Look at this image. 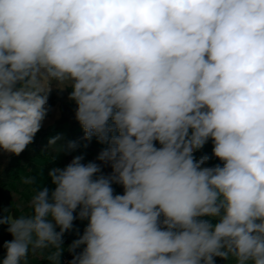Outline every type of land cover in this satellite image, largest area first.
<instances>
[{"label": "clouds", "instance_id": "9594fccd", "mask_svg": "<svg viewBox=\"0 0 264 264\" xmlns=\"http://www.w3.org/2000/svg\"><path fill=\"white\" fill-rule=\"evenodd\" d=\"M54 89L111 173L77 155L12 193L0 264H61L76 220L68 264H264V0H0V151L34 142Z\"/></svg>", "mask_w": 264, "mask_h": 264}, {"label": "trees", "instance_id": "16d2710c", "mask_svg": "<svg viewBox=\"0 0 264 264\" xmlns=\"http://www.w3.org/2000/svg\"><path fill=\"white\" fill-rule=\"evenodd\" d=\"M74 108V103L70 101L68 108L62 111L60 117L50 126L40 129L34 138V142L31 143L19 156L0 151V214H2V209L10 207L13 202L12 192L15 191L16 184L19 181V166L23 161L39 159L44 163L48 170L51 169L50 163L53 161V157L40 146L42 142L48 141L51 137L60 135L66 124L72 135L83 137V130L79 123L74 119ZM92 141L98 143L95 138H93ZM206 145L208 147L207 150L196 153L197 157L205 153L211 155L212 142L209 141ZM102 146L106 147L105 145ZM217 163L221 162L217 159H211L208 162V166ZM12 215H15L14 210L12 211ZM68 236L77 239L74 238V234L69 231L65 233L63 237L64 241ZM11 239V235L7 232V225H0V261H2L5 252L2 245L5 241ZM46 262L47 261L45 260L39 261L37 259L35 264H45ZM216 264H225V261L217 258Z\"/></svg>", "mask_w": 264, "mask_h": 264}, {"label": "crops", "instance_id": "0c3cea01", "mask_svg": "<svg viewBox=\"0 0 264 264\" xmlns=\"http://www.w3.org/2000/svg\"><path fill=\"white\" fill-rule=\"evenodd\" d=\"M68 96V90H66L63 93H57L55 89L53 90L52 94L49 97V105H50V111L43 122V125L41 129L46 128L50 126L56 119H58L62 113L63 110L68 108L69 100L67 99ZM63 137V140L60 143H66L69 140H75L79 142V147L75 151L71 152H60L59 154H56L54 152H51L48 150V141H44L40 144V146L48 152L52 157H54L53 161L50 163L51 169L53 167H60L63 168L66 165L67 159H73V157L77 155H82L84 157V160L82 162L87 163L89 161H94L101 165L102 173L105 175H108L109 173L105 170H107V167L109 165H105L100 161L96 160L97 155L99 152L104 148L102 145L95 143L93 141L88 142L84 141L82 139V136H74L72 135L68 130V125H64L63 131L60 134ZM86 145V146H85ZM208 148V147H207ZM204 149V148H203ZM203 151V150H201ZM34 162V163H33ZM41 169L44 172L48 174L49 170L45 167L44 163L39 159H31V160H25L21 163L19 166V181L16 184V189L14 192L15 196L20 199L21 202H23L25 205H27L28 201L31 198V195L33 194L32 185H25L22 183V178L25 176H31V171L33 169ZM24 170V174H20V171ZM21 185L22 187H18V185ZM113 186L118 187L119 190L122 189L120 185L114 184ZM13 197V196H12ZM27 210V209H26ZM71 232L74 234V238H78L79 234L75 230H71ZM73 237L68 236L65 239V251L62 254L61 257V264H68L70 261L67 257L68 251L67 247L72 243ZM75 240V239H73ZM79 251V249L77 250ZM72 255V254H71ZM45 264H48L46 262Z\"/></svg>", "mask_w": 264, "mask_h": 264}, {"label": "rangeland", "instance_id": "374dc122", "mask_svg": "<svg viewBox=\"0 0 264 264\" xmlns=\"http://www.w3.org/2000/svg\"><path fill=\"white\" fill-rule=\"evenodd\" d=\"M202 150H207V145H205L204 146V149H202ZM105 171H107L110 174L111 173L110 166L107 167V170H105ZM20 174L23 175L24 174V170H21L20 171ZM31 176H36V178H37L36 179V184L35 185H32V189L33 190L34 189H37V188H39V187H41L43 185L46 186V187H49L50 189L53 187L51 185L50 178H48V174L46 172H44L43 170H41V169H35L34 168L31 171ZM18 187H22V186L19 184ZM113 188H114V192L115 193L122 194L123 189L119 190L118 187H115V186H113ZM86 223H87V221L76 220V221H74V226H73V229L72 230H75L79 235H81L83 233V230H84L85 226H86ZM73 241L74 240L72 239V242ZM67 255H68L67 257L69 258V260H71L72 259V255L70 253H68ZM36 260L37 259H32V264H35V261Z\"/></svg>", "mask_w": 264, "mask_h": 264}, {"label": "built area", "instance_id": "2783aa9c", "mask_svg": "<svg viewBox=\"0 0 264 264\" xmlns=\"http://www.w3.org/2000/svg\"><path fill=\"white\" fill-rule=\"evenodd\" d=\"M70 161H71V159H67V160H66V165H67L68 163H70ZM66 165H65V166H66Z\"/></svg>", "mask_w": 264, "mask_h": 264}, {"label": "water", "instance_id": "95a60500", "mask_svg": "<svg viewBox=\"0 0 264 264\" xmlns=\"http://www.w3.org/2000/svg\"><path fill=\"white\" fill-rule=\"evenodd\" d=\"M12 215V213H10Z\"/></svg>", "mask_w": 264, "mask_h": 264}]
</instances>
